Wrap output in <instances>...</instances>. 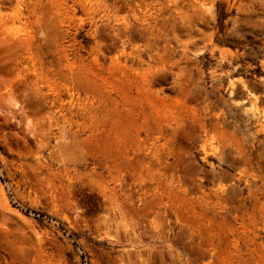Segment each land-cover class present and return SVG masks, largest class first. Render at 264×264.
I'll return each mask as SVG.
<instances>
[{"label":"rangeland","instance_id":"374dc122","mask_svg":"<svg viewBox=\"0 0 264 264\" xmlns=\"http://www.w3.org/2000/svg\"><path fill=\"white\" fill-rule=\"evenodd\" d=\"M0 264H264V0H0Z\"/></svg>","mask_w":264,"mask_h":264}]
</instances>
